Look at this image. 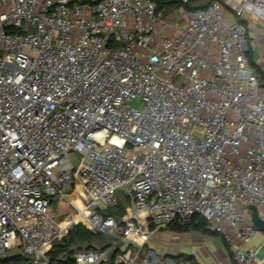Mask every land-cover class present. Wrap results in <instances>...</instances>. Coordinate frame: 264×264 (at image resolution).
I'll use <instances>...</instances> for the list:
<instances>
[{
  "label": "built area",
  "instance_id": "2783aa9c",
  "mask_svg": "<svg viewBox=\"0 0 264 264\" xmlns=\"http://www.w3.org/2000/svg\"><path fill=\"white\" fill-rule=\"evenodd\" d=\"M186 2L0 0V264H58L79 223L109 242L72 264H150L153 234L196 216L264 264V81L243 22L264 0Z\"/></svg>",
  "mask_w": 264,
  "mask_h": 264
},
{
  "label": "crops",
  "instance_id": "0c3cea01",
  "mask_svg": "<svg viewBox=\"0 0 264 264\" xmlns=\"http://www.w3.org/2000/svg\"><path fill=\"white\" fill-rule=\"evenodd\" d=\"M209 1L221 2L225 10L231 13L238 7L240 0H199L192 5L195 8ZM171 3L172 0H162V7L167 9ZM190 11L185 9L184 15ZM243 22L247 30V56L250 55L253 70L264 81V19L246 13ZM145 250L153 253L150 264H187L186 257L200 264H237L218 234L194 228L178 229L175 224L155 232L146 243ZM258 255H264V247Z\"/></svg>",
  "mask_w": 264,
  "mask_h": 264
},
{
  "label": "trees",
  "instance_id": "16d2710c",
  "mask_svg": "<svg viewBox=\"0 0 264 264\" xmlns=\"http://www.w3.org/2000/svg\"><path fill=\"white\" fill-rule=\"evenodd\" d=\"M196 1H199V0H187L186 3L180 4V5H182L185 9L192 11L196 8L206 6L210 2H212V1H209L206 4H203L199 7L194 8L192 4ZM178 2L179 0H172L173 4H177ZM248 60L251 66H253L254 64H253V61L250 55L248 56ZM175 226H177L178 229L194 228V229H201L204 231H209L206 227V221L198 216L194 217L192 221L187 225H183V226L175 225ZM95 236L98 237V240L103 243V246L100 248L105 247L107 243L109 242V238L104 235L96 234ZM90 237H92V233L88 232V230H86L82 225L76 224L73 226V228L68 232V234L62 240L54 244L53 249L51 250L49 255L51 259L53 261H56L58 264H72V255L77 250L81 249L80 245H78V242H89ZM73 244H77L75 249L67 248L68 245H73ZM85 247L91 248L94 246L87 243V246ZM27 261H28L27 258L20 254H12L8 256L7 258H5L2 264H27ZM185 261L187 264H200L191 257H186ZM103 264H113V262L110 260L109 262H106Z\"/></svg>",
  "mask_w": 264,
  "mask_h": 264
},
{
  "label": "rangeland",
  "instance_id": "374dc122",
  "mask_svg": "<svg viewBox=\"0 0 264 264\" xmlns=\"http://www.w3.org/2000/svg\"><path fill=\"white\" fill-rule=\"evenodd\" d=\"M5 10V8L3 7V6H0V11H4ZM185 20V18H183L182 19V22ZM226 150H228V148H226ZM226 158L227 159H229V160H231V161H234V157L233 156H229V155H226ZM52 209L54 210V211H56L57 209H59L60 211H63L64 209L66 210V207H65V205L63 204V203H60V202H54L53 204H52ZM64 219H65V217L63 216V215H58V220H60V221H64ZM248 222V219L247 218H245V223H247ZM80 225H82L86 230H88L83 224H81V223H79ZM70 231V230H69ZM68 231V232H69ZM88 232H90V233H92V237H90V240H89V242H78V245H80V248H84L85 246H87V243L88 244H91L92 246H94V247H98V248H100V247H102L103 246V243L101 242V241H99L98 240V237H96L95 235V233L94 232H92V231H90V230H88ZM68 234V233H67ZM66 234V235H67ZM65 235V236H66ZM64 236V237H65ZM63 237V238H64ZM62 238V239H63ZM61 239V240H62ZM261 244H263L264 245V234H262L261 236H256V237H253L252 239H251V242H250V245H261ZM76 246H77V244H73V245H68L67 246V248L68 249H70V248H73V249H75L76 248ZM181 262V261H180ZM179 262V263H180ZM173 263H178L177 261H173Z\"/></svg>",
  "mask_w": 264,
  "mask_h": 264
},
{
  "label": "water",
  "instance_id": "95a60500",
  "mask_svg": "<svg viewBox=\"0 0 264 264\" xmlns=\"http://www.w3.org/2000/svg\"><path fill=\"white\" fill-rule=\"evenodd\" d=\"M249 209L251 210V219L252 222L257 226V228L264 233V220H261L257 216V212L254 206H249Z\"/></svg>",
  "mask_w": 264,
  "mask_h": 264
}]
</instances>
